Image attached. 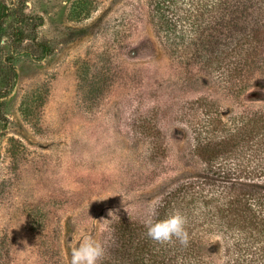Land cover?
Segmentation results:
<instances>
[{
	"label": "rangeland",
	"instance_id": "rangeland-1",
	"mask_svg": "<svg viewBox=\"0 0 264 264\" xmlns=\"http://www.w3.org/2000/svg\"><path fill=\"white\" fill-rule=\"evenodd\" d=\"M152 10L0 0V264H70L83 237L107 243L119 219L145 221L168 188L204 174L181 118L201 96L217 141L243 150L227 166L264 162V80L171 56ZM204 249L222 261L219 239Z\"/></svg>",
	"mask_w": 264,
	"mask_h": 264
},
{
	"label": "trees",
	"instance_id": "trees-1",
	"mask_svg": "<svg viewBox=\"0 0 264 264\" xmlns=\"http://www.w3.org/2000/svg\"><path fill=\"white\" fill-rule=\"evenodd\" d=\"M152 17L171 56L210 74L237 78L258 73L264 80V0H151ZM209 96L190 101L181 118L192 128L191 155L204 174L176 182L155 204L154 219L179 209L188 218L187 246L159 244L144 221L114 225L100 264H264V162L250 169L228 167L243 150L225 137L217 141L218 114ZM217 238L223 259L205 246ZM211 239V240H210Z\"/></svg>",
	"mask_w": 264,
	"mask_h": 264
},
{
	"label": "clouds",
	"instance_id": "clouds-1",
	"mask_svg": "<svg viewBox=\"0 0 264 264\" xmlns=\"http://www.w3.org/2000/svg\"><path fill=\"white\" fill-rule=\"evenodd\" d=\"M107 199V198H106ZM113 213L110 211L109 216ZM156 209L153 207L144 224L147 236L156 243L166 244L179 241L187 246L189 234L187 232L188 218L179 209L173 210L163 219H154ZM106 255V244L94 236L83 237L78 247L71 251L70 264H98Z\"/></svg>",
	"mask_w": 264,
	"mask_h": 264
}]
</instances>
